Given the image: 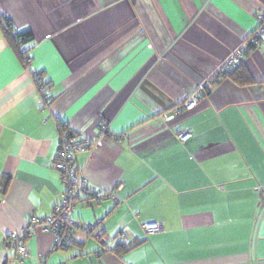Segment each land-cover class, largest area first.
I'll return each mask as SVG.
<instances>
[{
  "label": "crops",
  "instance_id": "1",
  "mask_svg": "<svg viewBox=\"0 0 264 264\" xmlns=\"http://www.w3.org/2000/svg\"><path fill=\"white\" fill-rule=\"evenodd\" d=\"M263 9L264 0H0L14 31L33 35L25 64L0 22V264H264V43L243 61L254 83L213 80L193 110L161 116L210 78ZM36 72L50 82L46 105ZM62 124L93 143L75 161L90 187L114 195L83 193L74 218L98 220L110 239L79 231L53 250L52 234L35 229L21 263L5 239L62 202ZM155 222L165 229L147 234Z\"/></svg>",
  "mask_w": 264,
  "mask_h": 264
},
{
  "label": "built area",
  "instance_id": "2",
  "mask_svg": "<svg viewBox=\"0 0 264 264\" xmlns=\"http://www.w3.org/2000/svg\"><path fill=\"white\" fill-rule=\"evenodd\" d=\"M1 19V18H0ZM264 43V9L258 16V23L254 31L238 46L230 55L218 65L210 78L202 82L198 88L185 101L174 105L169 111L162 113L165 121H172L183 112L193 110L206 93L209 83L215 81L227 71L237 67L244 61L246 52L253 47H259ZM23 50L25 48L21 47ZM25 61L30 64L31 55H26ZM40 75L34 73V81L37 84ZM38 86V85H37ZM39 89V87H38ZM41 89V88H40ZM44 89V87H43ZM52 96L47 92L43 95V103H50ZM108 130L107 126L101 129V136ZM192 135L191 131L185 129L178 134L181 141H186ZM93 146L87 139H80L78 135L70 129L62 130L60 135L59 149L54 162V167L61 173L65 186L62 202L55 206L50 214L43 218L33 219L30 226L19 230L12 231L6 237V247L16 248L19 257L15 260L23 263L24 258L28 256L27 239L33 236L35 229L49 232L53 236V250L64 249L72 246L76 241V234L79 231L87 235L93 236L102 243H106L110 239L106 235L104 227L98 220L91 222H82L74 218V211L80 202L83 193L91 194L97 201H101L106 197H114L112 192H106L100 188L90 187L84 176L83 168L75 163L76 155L84 150H90ZM144 231L149 233L160 232L165 229V225L160 222L146 223L143 225ZM117 243L127 241V234L124 230H120L115 236ZM8 258V263L12 261ZM14 262V261H12Z\"/></svg>",
  "mask_w": 264,
  "mask_h": 264
},
{
  "label": "trees",
  "instance_id": "3",
  "mask_svg": "<svg viewBox=\"0 0 264 264\" xmlns=\"http://www.w3.org/2000/svg\"><path fill=\"white\" fill-rule=\"evenodd\" d=\"M0 18H1L0 22L3 26L5 34L8 37V39L10 41H12L14 45H16V48H17V51L20 55L21 60L25 64H29L25 61L26 55L29 54V51H30V48H28L26 46V43L28 41L32 40V38H33L32 32L30 30H27L25 32H15L13 24H12L10 19H8L4 16H1V15H0ZM22 46L24 48L26 47L25 50H23L21 48ZM36 73L40 75V78L37 81V85H38L39 90L42 93V95H44L47 93V91L50 87V82L45 78V75L42 72H36ZM224 77H230L231 79H233L236 83H238L240 85H247V84H252L255 82L253 80V78L250 76V74L248 73V71L244 68L243 62H241L237 67L231 69L230 71H227L222 76H219L216 80L222 79ZM43 87H44V89H43ZM208 90L209 89L207 88L204 96H206L208 94V92H209ZM52 100H53V98L51 97L49 102H52ZM66 129H70L66 124L60 125L61 131L66 130ZM8 182H9V178L3 177V179L0 183V200H1L2 195L7 191ZM126 243L127 242L119 243L118 247H117V249H118L117 251L127 250L128 247H127ZM72 246H69V247H72ZM69 247H66V248H69Z\"/></svg>",
  "mask_w": 264,
  "mask_h": 264
}]
</instances>
